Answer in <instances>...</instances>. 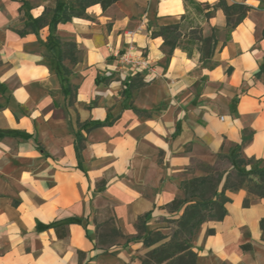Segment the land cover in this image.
Here are the masks:
<instances>
[{
  "label": "crops",
  "instance_id": "0c3cea01",
  "mask_svg": "<svg viewBox=\"0 0 264 264\" xmlns=\"http://www.w3.org/2000/svg\"><path fill=\"white\" fill-rule=\"evenodd\" d=\"M25 1L0 0V264H141L176 228L186 204L170 205L184 197L182 181L218 163L229 172L231 147L264 160V0H226L250 6L232 30L213 9L219 0H196L201 10L184 0H118L20 35L29 16L57 3ZM174 23L182 36L168 56L152 31ZM130 41L154 77L118 69L114 54ZM225 194L224 218L206 220L192 240L198 264H264V197L245 187ZM109 211L125 236L149 214L146 230L164 238L98 245Z\"/></svg>",
  "mask_w": 264,
  "mask_h": 264
},
{
  "label": "trees",
  "instance_id": "16d2710c",
  "mask_svg": "<svg viewBox=\"0 0 264 264\" xmlns=\"http://www.w3.org/2000/svg\"><path fill=\"white\" fill-rule=\"evenodd\" d=\"M26 4L25 0H22ZM118 0H57L54 8H45L44 12L38 16H29L25 28L19 31L20 35L26 34L28 31H36L46 26L56 28L59 23L72 21L74 17L90 18L88 8L94 4H100L103 11L116 3ZM198 5L201 10V4L196 0H184ZM207 9L211 6L206 4ZM221 8L227 17V27L229 30L234 29L247 15L250 6L244 4L229 5L226 0H219L213 9ZM213 10L205 13L206 17L213 14ZM182 23H174L168 25L157 26L152 31L154 35L164 38V46L168 56L180 44L182 36ZM194 39L202 40L195 30ZM212 41V37L206 38L205 43ZM209 56V55H208ZM63 56L60 54L58 63L61 65ZM264 68L261 66L260 72ZM65 69V68H64ZM232 147L226 155L233 161L235 173L231 170L222 173L218 170L210 171L207 175L192 177L182 181L181 188L184 197L176 199L171 203V207H179L185 205L184 211L179 219L174 220L175 230L169 241L151 249L142 258L141 264H198L197 253L192 248V240L198 232L201 225L209 219L221 220L227 213L225 204L230 201L226 196V190H238L247 188L252 194L258 197H264V160H256L255 158L242 157L240 153L232 152ZM234 153V154H232ZM260 162L261 165L251 172L242 169V166L249 163ZM238 167V169H236ZM255 176L257 179H254ZM245 205L250 204V198L244 202ZM149 214L140 217L138 222V234L136 236H125L117 225L107 227H99L97 230L96 241L101 246L112 245H128L134 240L142 239L145 246H151L162 240L164 235L159 231H147L146 220ZM118 238L124 239L123 242ZM246 248V245H243Z\"/></svg>",
  "mask_w": 264,
  "mask_h": 264
},
{
  "label": "built area",
  "instance_id": "2783aa9c",
  "mask_svg": "<svg viewBox=\"0 0 264 264\" xmlns=\"http://www.w3.org/2000/svg\"><path fill=\"white\" fill-rule=\"evenodd\" d=\"M132 33V31H129L128 35L131 37ZM114 56L118 59L119 70H123L126 66H131L143 72L147 70L148 76L154 77L156 75L152 61L138 51L133 41L128 43L127 50L124 53L115 52Z\"/></svg>",
  "mask_w": 264,
  "mask_h": 264
},
{
  "label": "rangeland",
  "instance_id": "374dc122",
  "mask_svg": "<svg viewBox=\"0 0 264 264\" xmlns=\"http://www.w3.org/2000/svg\"><path fill=\"white\" fill-rule=\"evenodd\" d=\"M59 37H60V36H59ZM60 42H61V41H60ZM72 59H73V57H64V61H65V63H67L68 65H71V64L74 62V60H72ZM258 77H259L260 80L264 83V68L262 69V71L260 72V74H259ZM232 151L235 152L236 149H233ZM217 167L219 168L218 170H219L220 172L225 171V170L227 169V167H228V162H225V163H218V164H217ZM236 169H238V167H236ZM231 171H232L233 173H235V169L232 168ZM114 225H116V220H115L114 216L112 215L111 211H109V212L105 215V217H104V221H103V225H102V227H104V228L106 229L107 227H111V226H114ZM118 241L123 242L124 239H122V238H118Z\"/></svg>",
  "mask_w": 264,
  "mask_h": 264
}]
</instances>
